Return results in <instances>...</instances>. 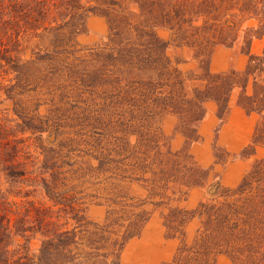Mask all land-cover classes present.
<instances>
[{"label":"trees","instance_id":"1","mask_svg":"<svg viewBox=\"0 0 264 264\" xmlns=\"http://www.w3.org/2000/svg\"><path fill=\"white\" fill-rule=\"evenodd\" d=\"M91 14L105 18L106 34L80 53L75 38ZM263 37L264 0H0V264H121L117 249L132 233L89 231L59 188L51 149L65 119L78 127L65 131L62 149L97 140L91 149L105 161L136 132L160 174L170 169L165 155L187 174L205 103L221 119L236 92L258 115L246 155L264 146V49L251 52ZM218 45L239 46L244 67L212 71ZM166 115L183 136L174 152L160 127ZM228 190L200 204L202 228L162 264H214L218 253L264 264V156Z\"/></svg>","mask_w":264,"mask_h":264},{"label":"rangeland","instance_id":"2","mask_svg":"<svg viewBox=\"0 0 264 264\" xmlns=\"http://www.w3.org/2000/svg\"><path fill=\"white\" fill-rule=\"evenodd\" d=\"M106 30L105 18L91 14L75 38L80 53L101 43ZM262 49L264 37L252 42L251 52L260 53ZM246 59L239 46L218 45L211 53L210 68L215 72L229 68L241 70ZM257 119L256 113H247L237 104L236 92L232 93L221 119L216 103L206 102L205 114L197 124L199 138L188 147L189 175L180 166L171 169L173 165L167 155L160 158L170 169L160 174L151 153L148 157L142 154V137L136 132L128 135L127 140H118L115 146L119 153L111 154L105 161L99 160L91 149L90 144L95 145L97 140H82L71 151L62 149V142L68 137L65 131L78 127L77 119H65V125L59 127L62 134L52 142L51 154L55 158L51 161L55 160L53 168L64 178L65 185L59 188L80 209L81 224L112 240L132 233L126 236L121 249H117L121 264H162L172 258L182 239L191 244L202 228L197 213L200 204H209L229 194L228 189L238 184L254 159L264 156V146L260 145L253 154L246 155ZM174 124L172 115H166L160 122L171 152L183 145V136L174 130ZM78 167L82 169L73 172ZM44 202L51 204L47 197ZM69 223L76 222L70 219ZM30 243L35 247L38 240ZM213 259L214 264H232L224 253L216 254Z\"/></svg>","mask_w":264,"mask_h":264}]
</instances>
